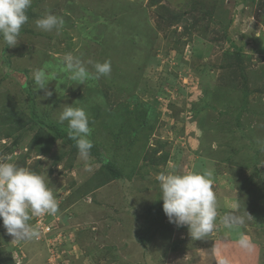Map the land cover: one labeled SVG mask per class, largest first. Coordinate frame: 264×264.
<instances>
[{"label": "rangeland", "instance_id": "374dc122", "mask_svg": "<svg viewBox=\"0 0 264 264\" xmlns=\"http://www.w3.org/2000/svg\"><path fill=\"white\" fill-rule=\"evenodd\" d=\"M62 16L61 29L35 21ZM18 43L0 37V163L45 177L57 214L17 242L0 218V264H264V0H32ZM89 72L70 79L61 58ZM111 73L95 77L94 65ZM55 73L47 90L33 73ZM86 110L113 177L51 126ZM214 169L216 226L192 238L169 222L156 176ZM242 217L227 225L225 217ZM243 235L249 248L239 244Z\"/></svg>", "mask_w": 264, "mask_h": 264}, {"label": "clouds", "instance_id": "9594fccd", "mask_svg": "<svg viewBox=\"0 0 264 264\" xmlns=\"http://www.w3.org/2000/svg\"><path fill=\"white\" fill-rule=\"evenodd\" d=\"M32 0H0V37L7 47L18 43L22 26L28 22L27 9ZM62 16L47 13L35 21L37 28L43 31L59 30L64 25ZM70 73V79L83 83L89 72L83 62L72 54L61 58ZM95 77L107 76L111 73L110 61L97 62L94 65ZM55 73L45 69H37L33 73L35 89L47 90ZM59 122H68V137L75 141L78 154L84 166H90V153L93 142L90 139L92 129L86 110L80 106L68 104L60 113ZM163 200V211L169 222L177 226H187L194 239L208 236L216 226L218 202L213 191L214 169L182 171L178 165H171L166 171L156 176ZM59 210L58 201L53 190L48 186L45 177L13 162L0 163V218L8 234L17 242L33 241L39 238L37 226L30 224L33 217L43 214L55 215ZM225 224H243L242 217H225ZM239 244L249 248L250 241L243 235ZM220 264H228L221 260Z\"/></svg>", "mask_w": 264, "mask_h": 264}, {"label": "trees", "instance_id": "16d2710c", "mask_svg": "<svg viewBox=\"0 0 264 264\" xmlns=\"http://www.w3.org/2000/svg\"><path fill=\"white\" fill-rule=\"evenodd\" d=\"M51 127L55 130V132H56V134H57V137H60V136H62V137H66L68 143H70L74 148L77 149L76 144H75V141L72 140V139H70V138L68 137V132H60V131H59V128L56 127V126H51ZM90 155H94L96 158H98V159L102 162L103 166L107 169V171H108L113 177H116V178L121 177V176H120V173H119V170H118V168L115 166V164H114V163H113L108 157H106L103 153L97 151L96 148H95L94 146H93L92 149H91V153H90Z\"/></svg>", "mask_w": 264, "mask_h": 264}]
</instances>
